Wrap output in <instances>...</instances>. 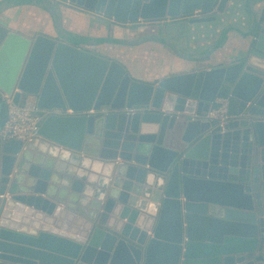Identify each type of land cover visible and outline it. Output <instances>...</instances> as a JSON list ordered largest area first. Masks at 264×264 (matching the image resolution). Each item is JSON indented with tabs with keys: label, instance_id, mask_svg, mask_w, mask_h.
Listing matches in <instances>:
<instances>
[{
	"label": "water",
	"instance_id": "water-1",
	"mask_svg": "<svg viewBox=\"0 0 264 264\" xmlns=\"http://www.w3.org/2000/svg\"><path fill=\"white\" fill-rule=\"evenodd\" d=\"M228 1L0 0V130L9 100L59 111L25 144L0 137V264H264V0L193 56L63 21L72 8L131 29L208 23ZM17 6L45 11L52 33L11 30ZM230 30L245 39L239 56L206 67ZM147 41L194 65L143 81L92 48ZM217 98L224 117L209 119Z\"/></svg>",
	"mask_w": 264,
	"mask_h": 264
},
{
	"label": "crops",
	"instance_id": "crops-1",
	"mask_svg": "<svg viewBox=\"0 0 264 264\" xmlns=\"http://www.w3.org/2000/svg\"><path fill=\"white\" fill-rule=\"evenodd\" d=\"M246 5L247 0H229L223 14L214 22L208 23L191 24L186 18L179 17L163 21L162 26L151 22L149 26L131 29L127 24L115 22L95 12L72 8L63 9V21L71 32L92 38L133 39L148 35L160 36L183 53L193 56L219 42L223 30L230 25L246 28L249 20ZM4 16L11 30L24 35L50 34L53 31L50 16L35 6L13 7ZM244 41L241 34L234 30L228 31L211 59L204 64L211 68L217 64L229 63L239 56ZM92 48L118 60L135 78L143 81L183 73L194 65L193 62L176 56L168 46L155 41H147L137 46L106 43Z\"/></svg>",
	"mask_w": 264,
	"mask_h": 264
},
{
	"label": "built area",
	"instance_id": "built-area-1",
	"mask_svg": "<svg viewBox=\"0 0 264 264\" xmlns=\"http://www.w3.org/2000/svg\"><path fill=\"white\" fill-rule=\"evenodd\" d=\"M227 106V100L217 98L214 106L206 113L209 119L223 118ZM106 112L105 108L101 109ZM56 110H40L32 97L26 98L22 103L15 105L8 101V116L0 130V137L6 140H18L27 143L34 138L39 137V124L44 116L52 113H58ZM88 111L87 113H91ZM67 113L74 114L68 110Z\"/></svg>",
	"mask_w": 264,
	"mask_h": 264
},
{
	"label": "rangeland",
	"instance_id": "rangeland-1",
	"mask_svg": "<svg viewBox=\"0 0 264 264\" xmlns=\"http://www.w3.org/2000/svg\"><path fill=\"white\" fill-rule=\"evenodd\" d=\"M113 38V37H112ZM113 39H117V38H113Z\"/></svg>",
	"mask_w": 264,
	"mask_h": 264
}]
</instances>
